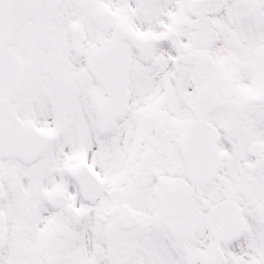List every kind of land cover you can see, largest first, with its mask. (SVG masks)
I'll use <instances>...</instances> for the list:
<instances>
[{"label":"snow or ice","instance_id":"snow-or-ice-1","mask_svg":"<svg viewBox=\"0 0 264 264\" xmlns=\"http://www.w3.org/2000/svg\"><path fill=\"white\" fill-rule=\"evenodd\" d=\"M0 264H264V0H0Z\"/></svg>","mask_w":264,"mask_h":264}]
</instances>
